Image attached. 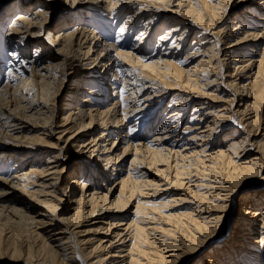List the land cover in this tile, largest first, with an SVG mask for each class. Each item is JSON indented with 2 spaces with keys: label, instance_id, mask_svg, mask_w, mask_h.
Instances as JSON below:
<instances>
[{
  "label": "bare ground",
  "instance_id": "6f19581e",
  "mask_svg": "<svg viewBox=\"0 0 264 264\" xmlns=\"http://www.w3.org/2000/svg\"><path fill=\"white\" fill-rule=\"evenodd\" d=\"M263 172L264 0H0V264H264Z\"/></svg>",
  "mask_w": 264,
  "mask_h": 264
},
{
  "label": "rangeland",
  "instance_id": "374dc122",
  "mask_svg": "<svg viewBox=\"0 0 264 264\" xmlns=\"http://www.w3.org/2000/svg\"><path fill=\"white\" fill-rule=\"evenodd\" d=\"M236 1V0H235ZM60 18H61V15H60V11H59V13H58V15H57V17H55V19H54V23H57L58 22V20H60ZM44 46H45V48H49L50 46H49V44H48V42L46 43V41H45V43H44ZM34 46H31L30 47V51H31V55H34ZM44 55H46V53H44ZM66 79V78H65ZM73 83V79H68L67 78V82H66V84H65V87H64V90H63V92L65 91H67L68 90V88H70L69 86L71 85ZM62 104V101H61V97H59V100L57 101V107H58V110H60L61 109V105ZM54 141V140H53ZM56 141V140H55ZM129 159H130V157H129ZM263 174H264V172H263ZM263 184H264V181H263ZM235 207H236V205H235ZM237 208V207H236ZM235 210V211H234ZM234 217H236L237 216V210H239V209H235L234 208ZM228 229H226V233H225V235L227 234L228 235ZM43 233V232H42ZM226 235V236H227ZM190 264V263H189Z\"/></svg>",
  "mask_w": 264,
  "mask_h": 264
},
{
  "label": "snow or ice",
  "instance_id": "6c2138e0",
  "mask_svg": "<svg viewBox=\"0 0 264 264\" xmlns=\"http://www.w3.org/2000/svg\"><path fill=\"white\" fill-rule=\"evenodd\" d=\"M119 32L121 33V34H123L124 32H125V28H123V27H121V28H119ZM136 39H139V37H137ZM11 73H9V75H10Z\"/></svg>",
  "mask_w": 264,
  "mask_h": 264
}]
</instances>
